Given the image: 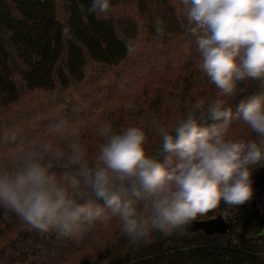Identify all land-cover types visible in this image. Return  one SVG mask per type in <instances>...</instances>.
Masks as SVG:
<instances>
[{"label":"trees","instance_id":"obj_1","mask_svg":"<svg viewBox=\"0 0 264 264\" xmlns=\"http://www.w3.org/2000/svg\"><path fill=\"white\" fill-rule=\"evenodd\" d=\"M89 4L0 0V152L50 139L49 126L65 120L81 128L80 142L91 157L101 142L99 120L117 128L147 127L153 120L171 125L195 100L216 98L217 89L198 68L201 56L178 0H110L103 18L89 14ZM252 95L264 96V84H239L229 102L228 128L235 136L248 135L235 109ZM57 143L67 150L66 142ZM148 152L163 159L154 136ZM63 164L53 161L52 170L59 174ZM252 180L248 202L221 203L197 220L221 216L230 225L227 234L154 233L140 246L129 245L115 222H96L64 238L31 230L0 209V264H264V167Z\"/></svg>","mask_w":264,"mask_h":264},{"label":"clouds","instance_id":"obj_2","mask_svg":"<svg viewBox=\"0 0 264 264\" xmlns=\"http://www.w3.org/2000/svg\"><path fill=\"white\" fill-rule=\"evenodd\" d=\"M178 3L201 56L198 68L217 89L216 98L195 100L171 125L153 120L147 127L117 128L99 120L101 142L91 157L78 125L51 124L45 134L50 139L0 152V209L31 230L64 238L96 222H115L129 245L140 246L151 243L154 233L186 235L221 203L238 206L252 198L253 171L264 167V96L236 105L246 137L229 132V102L239 84H264V0ZM110 11V0H90L87 8L98 18ZM150 133L163 159L149 154ZM53 161H64L59 174Z\"/></svg>","mask_w":264,"mask_h":264},{"label":"water","instance_id":"obj_3","mask_svg":"<svg viewBox=\"0 0 264 264\" xmlns=\"http://www.w3.org/2000/svg\"><path fill=\"white\" fill-rule=\"evenodd\" d=\"M196 230H201L203 233L207 235H213V234L225 235L229 232L230 225L225 218L220 216L214 220L193 222L191 227L188 229V231L193 232Z\"/></svg>","mask_w":264,"mask_h":264},{"label":"rangeland","instance_id":"obj_4","mask_svg":"<svg viewBox=\"0 0 264 264\" xmlns=\"http://www.w3.org/2000/svg\"><path fill=\"white\" fill-rule=\"evenodd\" d=\"M262 236H263V238H264V233H263V235H262Z\"/></svg>","mask_w":264,"mask_h":264}]
</instances>
